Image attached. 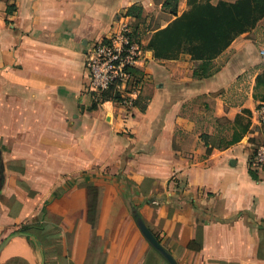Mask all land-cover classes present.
Listing matches in <instances>:
<instances>
[{
  "label": "crops",
  "instance_id": "0c3cea01",
  "mask_svg": "<svg viewBox=\"0 0 264 264\" xmlns=\"http://www.w3.org/2000/svg\"><path fill=\"white\" fill-rule=\"evenodd\" d=\"M164 2L0 0V245L19 229L40 245L13 237L0 264H169L138 222L176 264H264V177L248 167L264 17L195 79L189 55L147 47L174 19ZM132 6L144 110L124 124L117 105L90 109L84 54Z\"/></svg>",
  "mask_w": 264,
  "mask_h": 264
},
{
  "label": "trees",
  "instance_id": "16d2710c",
  "mask_svg": "<svg viewBox=\"0 0 264 264\" xmlns=\"http://www.w3.org/2000/svg\"><path fill=\"white\" fill-rule=\"evenodd\" d=\"M178 0H165L164 9H168L174 19L168 25L157 31L148 44L157 59H171L184 53L190 56L193 62V77L203 79L211 76L217 70L213 66V60L221 55L241 34L251 30L259 20L264 17V0H235L232 3L197 2L189 0L188 10L177 16ZM141 8L132 6L127 9L125 17L139 18ZM11 11L10 9L8 10ZM138 37L137 32H134ZM134 73L141 75L139 70ZM260 81V78L257 79ZM102 101H118L117 94L112 95V90L102 93ZM135 101V106L140 110L144 107ZM97 108V103H91V110ZM134 217H136L134 215ZM18 231L27 234V238L40 245L35 238L26 233V230Z\"/></svg>",
  "mask_w": 264,
  "mask_h": 264
},
{
  "label": "built area",
  "instance_id": "2783aa9c",
  "mask_svg": "<svg viewBox=\"0 0 264 264\" xmlns=\"http://www.w3.org/2000/svg\"><path fill=\"white\" fill-rule=\"evenodd\" d=\"M126 17L119 18L111 34L90 44L84 54L86 83L84 92L97 107L106 103L117 105L124 110L122 122L133 117L135 101L142 91L144 77L134 73L144 63L142 43L132 30ZM264 62V52L261 53ZM112 90L119 100L102 101V93ZM257 123L262 130V138L249 160V170L264 177V103L256 109ZM125 126V125H124ZM125 129V127H124Z\"/></svg>",
  "mask_w": 264,
  "mask_h": 264
},
{
  "label": "water",
  "instance_id": "95a60500",
  "mask_svg": "<svg viewBox=\"0 0 264 264\" xmlns=\"http://www.w3.org/2000/svg\"><path fill=\"white\" fill-rule=\"evenodd\" d=\"M138 228L144 237V239L151 245L169 264H176L173 259L170 257V255L164 250V248L157 242V240L154 238V236L149 232V230L143 225L142 223L138 222ZM22 233H15L5 239L1 245H0V252L5 246V244L12 239L13 237L22 236Z\"/></svg>",
  "mask_w": 264,
  "mask_h": 264
},
{
  "label": "rangeland",
  "instance_id": "374dc122",
  "mask_svg": "<svg viewBox=\"0 0 264 264\" xmlns=\"http://www.w3.org/2000/svg\"><path fill=\"white\" fill-rule=\"evenodd\" d=\"M160 17L163 18V19L168 18L166 15H161ZM101 176H103V174H102ZM73 180H75V179H73ZM137 229L139 230L138 226H137ZM139 232H140V230H139ZM140 233H141V232H140ZM141 235H142V234H141ZM142 237H143V236H142Z\"/></svg>",
  "mask_w": 264,
  "mask_h": 264
}]
</instances>
